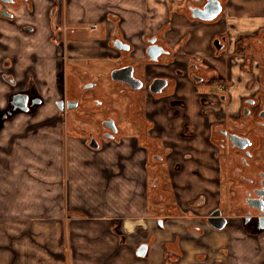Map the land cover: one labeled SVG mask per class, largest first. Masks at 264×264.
<instances>
[{
	"label": "crops",
	"instance_id": "crops-1",
	"mask_svg": "<svg viewBox=\"0 0 264 264\" xmlns=\"http://www.w3.org/2000/svg\"><path fill=\"white\" fill-rule=\"evenodd\" d=\"M53 1L10 7L14 22L0 16V107L13 90L9 75L43 96L34 111L0 121V264H264V232L252 237L230 226L199 236L188 228L190 203L207 195L206 204L197 200L193 206L206 214L219 197L216 168L201 164L213 161V151L200 135L199 107L193 102L189 112L196 132L187 140L193 157L183 160L187 148L182 147L167 164L159 163L162 172L148 163L146 139L130 132L127 123L117 139L95 148L62 120L56 105ZM63 6L64 22L99 23L97 35L112 28L108 19L120 14L123 34L133 38L138 54L144 50L143 34L169 27L173 15L166 0H63ZM175 27L184 32L182 21ZM83 31L77 35H87ZM179 36L163 38L170 43ZM74 50L89 56L100 51L87 38H78ZM152 109L150 104L147 111ZM156 118L167 124L162 113ZM174 123L170 136L182 146L178 119ZM142 241L148 242L144 256L137 254ZM204 253L209 263L198 260Z\"/></svg>",
	"mask_w": 264,
	"mask_h": 264
},
{
	"label": "flooded vegetation",
	"instance_id": "flooded-vegetation-1",
	"mask_svg": "<svg viewBox=\"0 0 264 264\" xmlns=\"http://www.w3.org/2000/svg\"><path fill=\"white\" fill-rule=\"evenodd\" d=\"M27 1L0 0V16L14 22L10 7ZM166 1L173 13L169 27L143 34L144 50L138 54L133 38L123 34V16L121 35L112 18L108 20L113 27L104 35H75L79 26L65 25L63 0H56L51 8V36L56 48L57 108L62 120L67 121L72 113V125L89 143L96 140L97 147L117 139L128 126L130 132L146 139L142 147L151 151L147 162L155 172H162L164 166L159 163L175 157L182 147L187 148L180 154L183 160L193 157V145L187 140L196 132L189 112L190 95L195 94L199 132L213 151V161L202 160L201 164L216 168L213 178L219 197L206 214L193 206L197 200L200 205L206 204L207 195L200 194L191 202L192 208L186 211L188 228L201 236L234 226L245 235L257 237L264 232V0ZM4 10L10 14L3 15ZM181 21L182 34L175 27ZM80 28L95 30L99 25L82 24ZM163 35L181 36L167 43ZM78 38L95 41L99 53L89 56L75 51ZM151 46V53H159L156 59L147 52ZM96 62L106 69L92 71ZM128 67L137 88L112 77L114 69ZM121 74L128 76L127 71ZM7 79L13 90L0 119L23 111L12 102L16 94L27 95L29 109L23 112L34 111L43 102V96L24 89L22 81L10 75ZM89 88L94 93H86ZM150 104L151 112L147 111ZM159 112L165 115L166 125L157 121ZM143 116L144 121L139 119ZM174 119L179 122L177 134L184 141L182 146L170 136L176 130ZM175 167L181 166L176 163ZM209 217L217 218L214 223L225 220L224 227L215 228ZM158 225L162 227L163 222ZM197 258L205 263L211 260L207 253Z\"/></svg>",
	"mask_w": 264,
	"mask_h": 264
},
{
	"label": "water",
	"instance_id": "water-1",
	"mask_svg": "<svg viewBox=\"0 0 264 264\" xmlns=\"http://www.w3.org/2000/svg\"><path fill=\"white\" fill-rule=\"evenodd\" d=\"M3 1L10 2L11 0H3ZM2 14L8 16L10 13L4 10L2 12ZM153 47L154 46L148 47L147 48V52L150 55H152V59H156L157 58L156 56L159 53H154V54L151 53ZM128 68H129V70H127V68H123V69L122 68H117V69H114L112 71V77L114 79L123 80V82H126V83L130 84L131 86L133 85L134 87L137 88L139 85L133 84V80L135 78H133L132 75H131V67H128ZM122 70H123V72L124 71H127L128 76H124V74L122 75L121 74L122 73ZM12 102H13V104H14L15 107H18V108L22 109L23 111H28V109H29V107L26 104V102H27V95H24V94H16L14 96V99H13ZM57 103L59 105H61L62 101H58ZM90 145L93 146V147H97L98 146V142L96 140L95 141H91L90 142ZM213 214H215V213H213ZM214 219H217V218L216 217H213V218L212 217H209L208 218V221L210 222V224L212 226H214L215 228H222V227H224L225 220L223 222H221V223H214ZM158 222L159 223H162L163 221L160 219ZM262 226H264V224ZM147 249H148V244L147 243H141L138 246V248H137V254L140 255V256H144L146 254V252H147Z\"/></svg>",
	"mask_w": 264,
	"mask_h": 264
},
{
	"label": "rangeland",
	"instance_id": "rangeland-1",
	"mask_svg": "<svg viewBox=\"0 0 264 264\" xmlns=\"http://www.w3.org/2000/svg\"><path fill=\"white\" fill-rule=\"evenodd\" d=\"M115 28L117 27L118 28V31H117V34L118 35H121L120 34V24H121V15L120 14H118L116 17H115ZM90 25L91 23L90 22H88V21H83L82 23L80 22V23H74V24H71V23H69V22H65V25H67V27L68 28H72L73 26H79L77 29H76V33H75V35H77L78 33V29H80V27H81V25ZM99 24V23H98ZM101 27V24H99V28ZM98 28V29H99ZM82 29V28H81ZM97 29L96 30H89V29H86V30H84L83 31V34H87V35H92V36H96L97 35ZM1 44H2V42L0 41V46H1ZM104 69H106V67L105 66H103V64H101V63H99V62H96L95 64H94V67H92V71H95V70H104ZM81 81H84V80H81ZM88 91L86 92V93H88V94H92V93H94V90L93 89H87ZM9 94V93H8ZM190 97H192V100H191V103L193 102L194 104H195V102H196V96H195V94H191L190 95ZM0 99H1V95H0ZM196 105V104H195ZM3 108H1L0 107V111L2 110ZM30 111H31V109H30ZM29 111V112H30ZM22 113H23V111H21ZM29 112H27V113H29ZM9 117H11L10 115H7L6 117H4V118H1L0 119V121L2 122V121H4V120H6L7 118H9ZM58 119L60 118L59 117V115L58 116H56ZM71 118H72V113H69L68 114V117L66 118L67 119V121H66V124H67V126L69 127V128H71L73 125H72V122H71ZM167 118H169V117H167ZM50 122L53 120V117H50V119H48ZM123 123H125V122H123ZM161 123V122H160ZM173 139V138H172ZM173 141L175 142V143H177L174 139H173ZM227 186H228V184H226V190H227ZM230 196V195H229ZM65 217H66V215H65ZM67 218V217H66ZM127 221V220H126ZM125 221V222H126ZM127 223V222H126ZM125 224V223H124ZM133 226H134V224H133ZM124 229H126V228H124Z\"/></svg>",
	"mask_w": 264,
	"mask_h": 264
},
{
	"label": "bare ground",
	"instance_id": "bare-ground-1",
	"mask_svg": "<svg viewBox=\"0 0 264 264\" xmlns=\"http://www.w3.org/2000/svg\"><path fill=\"white\" fill-rule=\"evenodd\" d=\"M133 224H134V222H131V223L127 222V225H128L129 228H131L133 226Z\"/></svg>",
	"mask_w": 264,
	"mask_h": 264
},
{
	"label": "built area",
	"instance_id": "built-area-1",
	"mask_svg": "<svg viewBox=\"0 0 264 264\" xmlns=\"http://www.w3.org/2000/svg\"><path fill=\"white\" fill-rule=\"evenodd\" d=\"M95 25H93V27H94Z\"/></svg>",
	"mask_w": 264,
	"mask_h": 264
}]
</instances>
